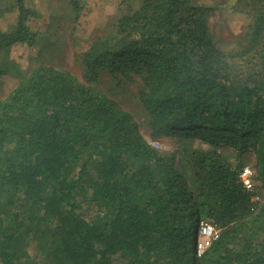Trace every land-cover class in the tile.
<instances>
[{"label": "trees", "instance_id": "1", "mask_svg": "<svg viewBox=\"0 0 264 264\" xmlns=\"http://www.w3.org/2000/svg\"><path fill=\"white\" fill-rule=\"evenodd\" d=\"M130 1L77 58L84 84L37 67L0 101V264H264V196L239 178L251 156L264 192V0H236L250 26L231 51L202 0ZM7 12L0 72L38 39L26 0ZM118 95L153 139L209 149L159 152ZM202 216L219 237L199 256Z\"/></svg>", "mask_w": 264, "mask_h": 264}, {"label": "rangeland", "instance_id": "2", "mask_svg": "<svg viewBox=\"0 0 264 264\" xmlns=\"http://www.w3.org/2000/svg\"><path fill=\"white\" fill-rule=\"evenodd\" d=\"M235 2L236 0H202L209 9L207 18L210 30L216 41L227 51L235 50V44L248 32L250 26L249 16L237 12ZM26 5L37 15L30 21L29 27L37 34L38 39L32 47L17 44L4 54L2 60L8 68L0 72V101L5 100L17 88L21 75H28L37 67L67 71L84 84V75L77 58L87 51L92 42L106 34L121 10H128L130 5L137 6V3L130 0H26ZM5 15L0 20V28L4 30L14 23L16 17L14 12H7ZM104 87L106 88V82ZM121 97L118 95V100L126 111L133 114L143 138L159 152H177L182 160L188 151L197 146L209 149L195 141L153 139L143 126L145 120L138 108L127 102L131 99L130 96ZM224 155L233 166L237 164L231 151ZM246 166L252 167L255 172L254 158L247 156ZM255 195L260 199L264 196L258 180H255ZM199 219L198 225H193L197 228L198 248L207 242L202 235V225L211 224L203 216Z\"/></svg>", "mask_w": 264, "mask_h": 264}, {"label": "built area", "instance_id": "3", "mask_svg": "<svg viewBox=\"0 0 264 264\" xmlns=\"http://www.w3.org/2000/svg\"><path fill=\"white\" fill-rule=\"evenodd\" d=\"M255 172L250 166H245L240 170L239 178L240 182L242 183L243 187L248 193H254L255 192ZM253 202L259 203L261 199L254 195ZM202 235L205 240H207L205 245H200L198 248V255L200 256L212 243V241H215L219 237V231L209 223L202 225Z\"/></svg>", "mask_w": 264, "mask_h": 264}]
</instances>
